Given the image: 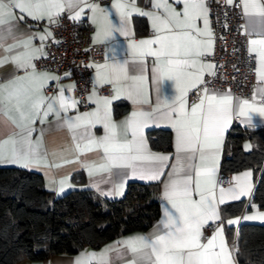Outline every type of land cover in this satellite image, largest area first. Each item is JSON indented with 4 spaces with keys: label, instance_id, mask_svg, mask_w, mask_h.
I'll return each mask as SVG.
<instances>
[{
    "label": "snow or ice",
    "instance_id": "6c2138e0",
    "mask_svg": "<svg viewBox=\"0 0 264 264\" xmlns=\"http://www.w3.org/2000/svg\"><path fill=\"white\" fill-rule=\"evenodd\" d=\"M227 3L232 4L233 0H227ZM80 4L91 9L94 23H97L96 13L101 14L97 42H103L99 39L101 36L107 40L115 33L128 35V20L133 11L151 18L155 35L139 42L133 41L130 44L131 59L95 65L98 69L96 82L115 85L117 98L125 96L136 108L123 121L116 123L111 119V100L103 98L102 107L100 101H96L98 107L94 112L83 113L74 120L64 121L62 126L73 131L83 128L81 138L88 137L83 147L77 143L75 149L85 152L102 148L107 164L101 167L130 169L133 176L140 179L160 180L172 157L152 154L147 148L144 129L158 120L167 121L175 129L176 162L171 165L172 170L168 173L163 193L174 212L164 209V219L160 222L165 230L162 235H154V238L136 236L122 242L135 257L131 264H234L232 251L223 237V229H218L215 235L207 239V243H202V229L210 221L220 220L218 205L226 203V197L237 200L241 196L250 195L252 188L251 173L245 172L235 177L237 183L234 187L227 190L221 187L219 197L215 192L220 150L225 132L233 122L234 106L230 92L210 93L206 86L202 89L198 87L205 83V71L215 67L202 59L214 45L207 0H182V11H176L167 0H154L153 8H162L163 15L136 9L134 0H117L112 7L119 16L118 25L112 22L110 13L97 4L87 3V0H7V3L0 0V28L7 26L6 32L0 33V40L6 36L15 39L12 31L14 22L5 19L12 17L13 9H19L34 21L47 19L49 24H53L66 6L72 8ZM243 10L246 15L259 17V24L264 29V3L260 0H243ZM82 14L83 8L70 18L78 19ZM201 19L203 28L197 24ZM15 26L19 31L18 22ZM252 31L255 32L256 28ZM50 35V32H46L40 35V40L43 41ZM32 40L33 37L30 36L16 41L5 50L11 53L14 48L22 49L15 55L0 54V67L12 63L16 69L25 70L24 76H13L11 80L0 84V136L5 131L9 133L6 139H0V162L20 164L23 167H39L41 164L47 166V153L43 150L42 138L35 143L31 140L34 131L32 125L36 119L44 122L50 113H55L59 118L61 110L66 112L69 106L75 107L77 103L72 101L71 105L68 104L63 96V88L58 97L50 98L42 94L47 80L59 78L36 70L34 60L38 58V54L46 53L42 47H34ZM250 44V51L258 53V76L264 79V38L252 39ZM153 45L158 47L153 48ZM0 48H3L2 44ZM147 56L155 58L152 79L156 85L157 100L154 108L144 111L142 106L151 103L144 67ZM130 63L135 66V75H129ZM209 74L215 75V72ZM165 81L173 83L175 94L162 98L161 86ZM122 82H127L123 89L120 87ZM193 89L199 94L198 102H193L189 109L187 97ZM45 104L46 109L41 111ZM253 112L264 116V106L256 107L244 100L239 105L237 116L245 118V122L250 124ZM96 123L103 124L105 129V134L99 139L91 136L89 131ZM129 134L131 139H128ZM143 160L154 163L150 168L144 169L137 165V161ZM64 183L63 180L60 182V192L64 191ZM117 194L123 195V192L118 191ZM194 195L198 199H194ZM244 219L264 220V214ZM228 223L236 224L239 221L230 220ZM110 250L111 246L101 254H81L76 258L75 264H90V258L98 255L101 264H111L107 257ZM85 257L89 259L86 260Z\"/></svg>",
    "mask_w": 264,
    "mask_h": 264
},
{
    "label": "crops",
    "instance_id": "0c3cea01",
    "mask_svg": "<svg viewBox=\"0 0 264 264\" xmlns=\"http://www.w3.org/2000/svg\"><path fill=\"white\" fill-rule=\"evenodd\" d=\"M120 2H124V0H120ZM168 4L174 8L176 11H182L183 4L182 0H167ZM227 2V0H225ZM242 2V11H243V29L248 35V48L249 51L252 48V45L250 44V41L252 39H260L264 38V29L261 28L259 24L260 18L252 15H246L243 10V0ZM261 3H264V0H260ZM5 3H7V0H5ZM87 3L89 4H97L100 6L101 9H105L106 12L110 13V19L113 23L117 24L119 23V16L116 13V9L112 7L113 4L117 3V0H110L108 3L105 4H98V3H90L87 0ZM154 0H134V5L136 9H139L140 11H146V12H154L160 15H163V9H155L153 8ZM83 8V14L78 18L74 20H86L92 25V30L90 32V41L93 43H101L105 45V53L102 60L94 62L91 64V70H90V80L92 84L91 91L88 93V107L83 108L81 103L74 99L72 97V82L65 78V77H59L54 71L51 70H42L38 72H46L49 74V76H56L59 79L57 80H47L45 82V87L49 84H55L54 90L46 94L45 93V87L43 89L42 94L45 97H58L60 95L61 88L64 89L63 96L66 98L69 105H71L72 101H76V106L71 107L69 106L68 111H60L59 118L55 115V113H50L47 117V120L44 122H41V119H36L35 123L32 125L34 128V131L31 134V140L35 143L38 140L43 141V150L47 153L46 161L47 166H44V164H41L39 167L37 166H29V167H23L20 164H13L8 162H0V165L2 166H17L22 167L28 170L36 171L42 174L45 182V187L47 190H49L52 194L55 196L63 195L71 190L74 189H89L92 190L104 197L115 199L120 198L124 195L127 185L130 181H141V182H159V201H160V216L158 220L147 230L145 231H133L127 234H124L114 240H111L103 245H101L98 248H92V247H84L81 251H79L76 254H54L51 255L47 259H41V260H30L25 259L23 261H20L17 264H75V260L77 257H80L81 254H101L104 253L106 249H109L111 246V250L107 252V257L110 259L111 264H131V261L135 259L134 255L131 253V251L122 243L123 241L128 240L129 238L136 237V236H145V237H152L154 238V235H162L164 233L163 226L160 224V222L164 219V209L168 208L170 211L174 210L171 208V205L164 199V185L168 180V173L171 172L172 168L171 165H173L175 161L176 156V150H175V129L168 124L165 120H158L154 124H150L148 127L144 129V138L147 144L148 150L152 154H162V155H168L172 157L170 161L168 162V167L164 170L165 174L160 178V180H147V179H140L138 176H133L130 169L125 168H119V167H101L102 165L107 164L106 160V154L104 153L102 148H95L92 151H85V152H79L75 149V144L79 143L82 147L84 144L87 143L88 137L81 138L82 133L84 131L83 128H77L75 131L67 128L66 126H62L63 122L68 119H75V117L82 115L83 113H91L96 110L98 107L96 101H100V106L102 107L103 104V98H108L111 100V104L109 105L110 113H111V119L116 122L120 123L123 121L126 117H128L133 110H135L136 106L132 104L130 100H128L125 96L120 95L117 98V93L115 91V85L111 83H97L96 78V72L97 68L95 65H103V64H112L115 62H123L125 59H131L130 56V44L135 41L139 42L142 39H149L153 38L155 35L154 30L152 28V22L151 18L147 16L140 15L138 12L133 11L131 16L128 20V35H121L120 33H115L111 39L104 40L103 37H99L100 40H103V42H97V32L98 29V22L102 19L101 14L99 12L96 13L97 17V23L93 22V13L91 9L87 8L85 5L80 4L76 7H65V10L63 12H67L70 17L74 16L77 12H79ZM62 12V13H63ZM23 17V19H19L20 17ZM135 16H141L144 17L146 21V32L142 34H137L135 32V28L133 25V17ZM5 19H11L14 22V26L12 28L13 34L15 39L12 37L6 36L5 39L0 40V44L3 45V48H0V54L12 56L15 55L17 52L21 51L20 48H14L11 53H7L5 50L13 45L16 41H22L28 37H33L32 45L36 48H43V51L45 49V45L48 42V40L51 38V35L41 41L40 35L45 34L46 32H50V30L47 27H36L33 22L34 20L31 17H28L26 14H23L20 12L19 9H13V15L12 17H5ZM18 22V28L19 31H17L15 23ZM197 24L199 27L203 28V21L198 20ZM256 28V31L253 32L252 29ZM7 26H4L0 28V33L6 32ZM153 48L158 47V45H153ZM258 47V46H257ZM213 50V47L209 50V53H211ZM256 57V70H255V85L253 86L251 90V96L248 98H239L231 94L233 97V106H234V113H233V122L228 127V129L225 132L221 150H220V157L218 161V168L215 175L216 180V188L215 192L217 197H219V189L223 187L224 189L232 188L236 185L235 177L241 176L245 172H250V183L252 185L251 188V194L250 195H244L241 196L237 200L246 199L247 202L251 200L253 189L255 186V175L251 168L243 169L240 171H237L235 173L231 174V182L228 185H221L219 184V174L221 171V163L223 161V158L225 157V144H226V137L228 132L230 131L231 127L234 123L239 124L243 128H250V129H258V128H264V116L259 115L258 113L253 112L252 113V122L246 123L245 118H240L237 116V111L239 108V105L244 100H248L253 106L259 107L264 106V79H260L258 76V69L260 67L259 65V57L258 53L252 52ZM42 56L38 54V57ZM203 59V58H202ZM205 63H211L209 61H206L203 59ZM155 64V58L151 56L145 57V74L148 77V84H149V97H150V105H144L142 106V110L148 111L150 108H154L156 106V100H157V93H156V85L153 83V66ZM212 64V63H211ZM213 65V64H212ZM129 75H135L136 72L133 71L134 65L131 63L129 64ZM212 70H206L205 74H209L212 72ZM25 70L24 69H16L14 64L7 63L4 66L0 67V84L6 83L7 81L11 80L13 76H24ZM203 76V77H204ZM127 82H122L120 87L123 89L124 84ZM104 84H109L111 87V93L110 95L103 96L98 95L96 92V87ZM162 91V98L163 96H173L175 94V88L173 86V83L171 81H165L163 82L161 86ZM210 93L212 91H215L217 94H226L229 92L226 91H217V90H209ZM95 93V95H93ZM91 97V99H89ZM188 99V105L189 109L191 105L189 104V98ZM125 101L128 103V109L125 113L121 114L118 117H115L113 114V103L115 101ZM47 103V102H46ZM58 108V105H57ZM46 109V104L44 108L41 110ZM15 115V114H14ZM153 128H169L171 130L172 134V147L169 150H162V149H154L151 147L149 139H148V131ZM18 131V129H17ZM91 136L99 139L105 134V129L103 127V124L96 123L95 126L89 128ZM8 132L5 131V133L0 136V139H6L8 136ZM75 136V139H74ZM128 139H131V135L129 134ZM247 142V141H246ZM245 142V143H246ZM251 147H252V143ZM67 161V162H66ZM154 162L151 160H143V161H137V165L139 167H142L144 169H148L152 166ZM187 163V162H186ZM196 164L198 165V160L196 161ZM59 165V167H57ZM91 169V172L89 171ZM78 175L77 178L75 176ZM65 181L64 183V191L60 192L61 181ZM122 185V188H121ZM122 191L123 195H118L117 192ZM194 199H198L197 195H194ZM237 200H230L226 197V203L237 201ZM224 203V204H226ZM222 204V205H224ZM222 205H218L219 211H220V220L219 221H210L209 224H215L218 223L219 227L215 229L208 238H211L213 235H215L216 231L218 229H223V237L226 242L229 240V233L228 230L231 229L233 232L232 234L238 233V228L242 222H249L251 220L244 219L247 216H255L258 214H264L263 209H259L256 205L252 204L250 209H246L245 213L241 217L240 214L237 216H229L224 217L222 214ZM230 220H238L239 223L236 224H229L228 221ZM253 220H260V219H253ZM222 222V224H221ZM159 226V229H158ZM203 232V229H202ZM203 237V236H202ZM202 243H207V240L203 241ZM229 247V246H228ZM230 249V248H229ZM231 250V249H230ZM232 251V250H231ZM232 256L234 259V264H238L237 261V255H235L232 251ZM86 260H88V257H85ZM90 264H101V258L99 255L94 258H90Z\"/></svg>",
    "mask_w": 264,
    "mask_h": 264
},
{
    "label": "trees",
    "instance_id": "16d2710c",
    "mask_svg": "<svg viewBox=\"0 0 264 264\" xmlns=\"http://www.w3.org/2000/svg\"><path fill=\"white\" fill-rule=\"evenodd\" d=\"M133 25L137 34L146 32L144 17H133ZM127 109L125 101L113 103L115 117ZM148 139L154 149L172 147L169 128L149 130ZM246 141L252 143L250 149L245 148ZM247 168L256 180L251 200L222 205L224 217L237 216L252 204L264 210V128L234 123L226 137L221 171ZM158 190V181H130L120 198H107L89 189L55 196L46 189L41 173L0 165V264L76 254L84 247L98 248L124 234L145 231L160 216ZM232 232L228 230L230 237ZM238 242V264H264V223L242 222Z\"/></svg>",
    "mask_w": 264,
    "mask_h": 264
},
{
    "label": "built area",
    "instance_id": "2783aa9c",
    "mask_svg": "<svg viewBox=\"0 0 264 264\" xmlns=\"http://www.w3.org/2000/svg\"><path fill=\"white\" fill-rule=\"evenodd\" d=\"M110 0H88L90 3L105 4ZM210 27L213 32V50L204 60L211 62L215 75L206 74L203 85L209 90L226 91L239 98L251 96L255 85L256 57L249 51L248 35L243 29V11L241 0H233L228 4L225 0H207ZM36 27H47L51 38L45 45L44 53L34 60L36 70H51L59 77L69 79L73 86L72 97L78 100L83 108H87L88 93L91 91V64L104 57L105 45L90 41L92 25L86 20H74L67 12L61 13L56 23L49 24L47 19L34 21ZM55 84L45 87V93H51ZM98 95L107 96L111 93L109 84L96 87ZM195 89L188 94L189 104L198 102ZM230 156V155H229ZM219 184L228 185L231 182L229 172H221ZM249 202H247L248 204ZM246 207L240 213L242 217ZM222 224V222H221ZM219 227L218 223L209 224L203 228V241ZM239 229V228H238ZM235 255L239 252L238 233L232 234L227 242Z\"/></svg>",
    "mask_w": 264,
    "mask_h": 264
},
{
    "label": "rangeland",
    "instance_id": "374dc122",
    "mask_svg": "<svg viewBox=\"0 0 264 264\" xmlns=\"http://www.w3.org/2000/svg\"><path fill=\"white\" fill-rule=\"evenodd\" d=\"M250 143H251L250 141H247V142L245 143V148H246V149H250V148H251V147H246V146H251ZM249 222L264 223L263 221H259V220H251V221H249Z\"/></svg>",
    "mask_w": 264,
    "mask_h": 264
}]
</instances>
